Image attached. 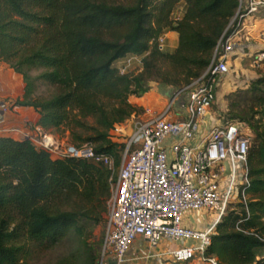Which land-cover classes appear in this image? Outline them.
Segmentation results:
<instances>
[{"label":"trees","instance_id":"16d2710c","mask_svg":"<svg viewBox=\"0 0 264 264\" xmlns=\"http://www.w3.org/2000/svg\"><path fill=\"white\" fill-rule=\"evenodd\" d=\"M242 0H0V60L25 83L15 105L33 108L45 131L66 129L72 146L90 145L119 167L116 125L143 112L130 103L151 84L180 91L200 80L226 36ZM174 16H178L174 18ZM178 34L168 52L160 38ZM225 36V37H226ZM224 42V41H223ZM141 57L140 73H122L119 61ZM41 85L53 89L39 96ZM253 105L230 117L252 130L246 200L229 204L207 255L219 264H264V75L251 84ZM112 172L94 162L64 158L29 139L0 136V264H32V250L78 237L86 264L100 250L87 235L102 222ZM103 244V243H102ZM56 264H78L75 255Z\"/></svg>","mask_w":264,"mask_h":264},{"label":"built area","instance_id":"2783aa9c","mask_svg":"<svg viewBox=\"0 0 264 264\" xmlns=\"http://www.w3.org/2000/svg\"><path fill=\"white\" fill-rule=\"evenodd\" d=\"M262 9L264 0H242L232 23L234 30L224 35L200 80L177 91L161 113L148 110L145 117L136 114L115 126L110 139L122 145L119 167L111 156L96 153L90 145L79 149L69 145L64 149L38 126L32 134H22L23 139L31 140L55 159H84L112 172L111 198L98 264H126L127 254L138 239L147 242L150 250L163 242L180 243L170 252L177 264L196 260L219 264L217 258L207 253L229 204L238 201L240 195L246 200L244 187L249 185L252 130L247 124L226 116H220L210 127L206 119L216 103L218 83L231 73L230 58L236 51L237 37L246 20ZM164 42L162 36V49ZM131 60L126 58L124 65ZM252 67L264 69V50L252 56ZM120 70L129 73L127 67ZM181 94H186L188 99L186 116L175 120L173 107ZM0 108L6 113L9 104L0 102ZM3 123L4 118L0 117V136L19 132L2 128ZM201 212L213 214L215 221L205 229L185 226L188 215ZM189 241L194 245L189 246Z\"/></svg>","mask_w":264,"mask_h":264},{"label":"crops","instance_id":"0c3cea01","mask_svg":"<svg viewBox=\"0 0 264 264\" xmlns=\"http://www.w3.org/2000/svg\"><path fill=\"white\" fill-rule=\"evenodd\" d=\"M261 30H264V9L262 13L246 20L244 29L237 37L239 40L237 41L236 39V51L230 58L232 71L226 77L234 74V71L238 74L244 71L248 73L245 69L248 66L252 67V56L264 50ZM164 38L166 39L165 50L168 52L174 51L179 42L178 34L170 31L164 35ZM124 62L125 59L119 61L117 66L120 67ZM24 89L23 77L0 60V102L4 101L9 104V110L6 113L0 108V117L4 118V123L1 126L2 128L19 130V132L9 136L15 140H23V133L32 134L34 129L37 128L40 119L39 114L33 108L15 105L17 100L22 99ZM167 90L168 86L166 85L154 84L150 92L144 96L131 97L130 103L143 110L139 114L140 116L145 117V113L148 110L159 114L168 105ZM174 119H183V115L176 111L174 112ZM218 121L219 118L212 113L206 119L208 127ZM215 218L213 214L206 212L190 214L185 219V226L193 229H205L215 221ZM179 246H181L180 243L163 242L155 250H150L147 242L143 239H138L127 254L126 264H177L174 262L170 252ZM198 262L194 261L188 264H198Z\"/></svg>","mask_w":264,"mask_h":264},{"label":"rangeland","instance_id":"374dc122","mask_svg":"<svg viewBox=\"0 0 264 264\" xmlns=\"http://www.w3.org/2000/svg\"><path fill=\"white\" fill-rule=\"evenodd\" d=\"M262 10H260V12H258L257 14L262 13ZM177 17L178 16H174V18ZM235 19L232 21V23L235 21ZM261 32H262L261 34H263L264 30L263 31L261 30ZM238 40L239 39H237V41ZM164 45H166V39ZM129 58H132L133 60L126 63L125 65L123 63L119 68L127 67V71L129 73H135V74L140 73L143 69L142 58L141 57H137V58L129 57ZM245 70H247L248 73L244 71L238 74L233 70L234 74H232L229 77H225L218 83L217 100L216 103L213 105L211 111L212 114L215 115L216 117L219 118L220 116H226L227 118H230L233 117L235 114H244L248 112L251 106L253 105V95L249 93V89L253 82L257 81L259 78H261L264 75V69L256 70L248 66L246 67ZM238 75L240 76L238 77ZM154 84H160L162 86L166 85L162 83L153 82L151 84V89ZM52 92L53 89L51 87L47 85H41L39 87L37 94L42 97H48L51 95ZM176 92L177 90L168 86V90L166 94L168 97V103L171 102ZM187 102H188L187 95L181 94L179 98H177L175 101L173 111L180 112L184 118L186 116ZM48 134L53 136L60 143V145H62L64 149L72 144L70 139V134L66 129H62L60 131H49ZM242 179L239 181L240 183H242ZM102 217H103L102 222L90 228V232L87 235L88 243L91 245L92 249H96V250H100V247L105 237V226L107 222L108 213L103 214ZM188 245L191 246L194 245V243L189 241ZM71 255H75L77 257L78 264H86L84 258L85 254L83 253L82 250L81 241L78 239V237L74 235L68 236L57 246L51 249L36 250L34 248L32 250L31 255L29 256V259L32 264H56V262L61 258ZM198 264H204V263L199 261Z\"/></svg>","mask_w":264,"mask_h":264}]
</instances>
